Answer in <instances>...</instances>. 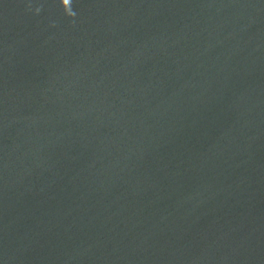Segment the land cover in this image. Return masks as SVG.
Here are the masks:
<instances>
[{"label":"water","instance_id":"water-1","mask_svg":"<svg viewBox=\"0 0 264 264\" xmlns=\"http://www.w3.org/2000/svg\"><path fill=\"white\" fill-rule=\"evenodd\" d=\"M0 264H264V0H0Z\"/></svg>","mask_w":264,"mask_h":264}]
</instances>
